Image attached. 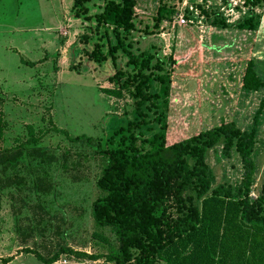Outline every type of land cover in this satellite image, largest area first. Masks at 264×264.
Returning a JSON list of instances; mask_svg holds the SVG:
<instances>
[{
    "label": "rangeland",
    "instance_id": "obj_1",
    "mask_svg": "<svg viewBox=\"0 0 264 264\" xmlns=\"http://www.w3.org/2000/svg\"><path fill=\"white\" fill-rule=\"evenodd\" d=\"M72 2L0 0V111L4 121L0 147L32 139V144H25L29 151L16 173L12 168L3 173L0 168V264H115L109 256L116 251L117 235L112 227L93 220L91 204L102 194L96 178L106 162L104 137L132 108L128 90L119 96L106 91L113 88L108 76L116 69H126V58L118 52L114 63L88 62L81 72L70 69L71 46L92 26L74 17ZM103 3L90 0L89 13L100 11ZM158 4L159 0H136L133 34L138 49L153 44L161 55H179L189 40L180 28H189V37L199 41L209 36L207 42L213 46L211 53L202 52L199 58L194 52L174 68L177 85L167 89L163 112L187 135L202 125H216L220 119H233L240 128L251 125L264 92H238L243 61L227 59L234 47L233 30L211 27L197 7L200 4L211 13L217 10L232 22L246 9L243 0H175L171 21L156 24L153 16ZM255 11L261 15V24L252 58L264 78V35L258 33L264 26V4ZM187 12L193 22L179 25L176 14ZM219 149L205 153V163L214 176L212 186L223 181L235 184L242 172L240 160L235 153L223 156ZM252 159L255 195L264 183V108ZM184 195H191V200H185L183 213L190 204L199 207L194 191L188 189ZM53 256L51 262L45 261Z\"/></svg>",
    "mask_w": 264,
    "mask_h": 264
},
{
    "label": "trees",
    "instance_id": "obj_2",
    "mask_svg": "<svg viewBox=\"0 0 264 264\" xmlns=\"http://www.w3.org/2000/svg\"><path fill=\"white\" fill-rule=\"evenodd\" d=\"M89 1L72 2L74 17L92 26L71 46L70 69L81 72L88 62L114 63L120 52L126 58V69H116L108 76L113 88L106 91L119 96L128 90L132 99L129 116L104 137L106 162L96 178L102 194L91 204L93 220L112 227L117 235L116 251L109 258L115 264H264V183L255 195L251 187L252 152L264 97L245 128L233 119H220L216 125L205 124L194 134H185L162 106L168 104L167 89L177 85L174 68L194 52L199 58L202 52L211 53L209 36L199 41L189 37V28H180L189 40L179 55H161L153 44L138 49L133 34L136 0H104L100 11L93 14ZM263 4L264 0H243L246 9L232 22L219 11L211 13L197 4L211 27L233 30L234 47L227 59L243 61L238 92H264V78L252 58L261 24L255 9ZM175 12V0H159L153 21L170 22ZM185 15L189 17L188 12ZM260 30L259 36L264 35V26ZM3 124L0 111V136ZM31 142L30 136L22 144L0 147L3 173L7 168L16 173L29 151L25 144ZM216 147L225 157L238 156L242 172L237 183L223 181L212 186L214 176L205 163V153ZM188 189L200 205L190 204L183 213L185 200H191V195H184Z\"/></svg>",
    "mask_w": 264,
    "mask_h": 264
},
{
    "label": "built area",
    "instance_id": "obj_3",
    "mask_svg": "<svg viewBox=\"0 0 264 264\" xmlns=\"http://www.w3.org/2000/svg\"><path fill=\"white\" fill-rule=\"evenodd\" d=\"M189 9H190V11H192L191 10V9H193L192 6H190ZM194 9H196V8H194ZM175 19H176V21H177V23L179 25H183V24L186 25L188 23H192L193 22L192 18L185 16V13H177L176 16H175ZM65 261L66 260H62L61 262L64 263Z\"/></svg>",
    "mask_w": 264,
    "mask_h": 264
},
{
    "label": "crops",
    "instance_id": "obj_4",
    "mask_svg": "<svg viewBox=\"0 0 264 264\" xmlns=\"http://www.w3.org/2000/svg\"><path fill=\"white\" fill-rule=\"evenodd\" d=\"M256 36H257V34H256Z\"/></svg>",
    "mask_w": 264,
    "mask_h": 264
}]
</instances>
